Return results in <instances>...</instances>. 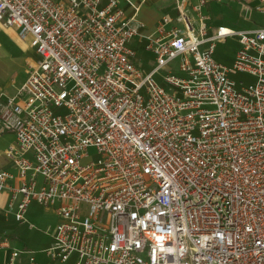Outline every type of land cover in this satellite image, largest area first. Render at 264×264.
I'll list each match as a JSON object with an SVG mask.
<instances>
[{"label":"built area","instance_id":"2783aa9c","mask_svg":"<svg viewBox=\"0 0 264 264\" xmlns=\"http://www.w3.org/2000/svg\"><path fill=\"white\" fill-rule=\"evenodd\" d=\"M207 4L174 0L150 30L133 0H0L40 55L0 102L17 168L0 192L19 223L33 203L60 217L43 260L1 238L7 264H264V25L212 27ZM235 35L228 67L215 41ZM135 37L156 56L148 73ZM232 72L256 81L238 89Z\"/></svg>","mask_w":264,"mask_h":264},{"label":"rangeland","instance_id":"374dc122","mask_svg":"<svg viewBox=\"0 0 264 264\" xmlns=\"http://www.w3.org/2000/svg\"><path fill=\"white\" fill-rule=\"evenodd\" d=\"M134 1L139 3L141 0ZM207 1L208 5L204 7L203 13L211 17L208 25L212 27L221 25L233 30L247 29L249 28L248 26H251L248 18L252 16H246L249 13L247 11L249 6L245 2L246 0ZM172 8L173 0H145L138 19L153 26L166 11L175 14ZM129 45L137 53L134 62L144 73H148L151 69L155 68L157 64L156 56L151 51L145 49V41L140 42L135 37ZM215 45L214 59L223 65L232 67L236 53L240 47L239 36L235 35L224 40H217L215 41ZM178 64L179 60H175L170 66L175 70V73L182 74L177 69ZM166 73V69H161L156 74V79L161 84H164L162 76ZM230 77L236 82L238 89L242 87L241 82L248 85L256 81L254 76L246 72H232ZM26 218L28 223L23 224L17 222L14 215L13 217H9V221L5 223V231L17 249L37 253L38 259L41 260L44 257L43 250L52 244L55 228L60 222V217L56 212V206L44 207L33 203Z\"/></svg>","mask_w":264,"mask_h":264},{"label":"crops","instance_id":"0c3cea01","mask_svg":"<svg viewBox=\"0 0 264 264\" xmlns=\"http://www.w3.org/2000/svg\"><path fill=\"white\" fill-rule=\"evenodd\" d=\"M141 1L139 3H136L140 4L142 7ZM190 2L191 4H195L196 0H190ZM245 2L249 6L247 8V11L249 13L246 16H252L251 18L247 17L249 19V24L251 25L248 26L249 28L247 29H253L264 25V18L253 9L254 5L256 4L255 0H246ZM123 7L128 13H131L130 7L127 6V4L124 2ZM172 9L173 12H175L174 0ZM140 11H142L141 8ZM166 13L172 14V12L170 11H166ZM140 21L144 22L149 27V29L152 30L159 20L153 26L148 25L143 20ZM39 60L40 55L31 46L30 37L22 40L19 37L17 28L12 26H4L0 22V102L6 101L9 97H13L18 94V91L24 85L28 78L29 70ZM25 98V95L19 96L20 100H23ZM15 144L16 137L13 132L0 131V171L5 170L14 175L17 174V168L14 162L7 156V150L9 147ZM9 183L11 185L17 184L18 180L11 181ZM10 198L11 194L9 191L0 192V239L3 237H7L10 240L11 246L16 248L13 241L5 231V223L9 221V217H13V213L8 211V203L10 201ZM9 253L10 250L0 247V264H7ZM35 254L37 256V253ZM41 260H43V258H41ZM18 264H28L25 255H22L18 259Z\"/></svg>","mask_w":264,"mask_h":264}]
</instances>
